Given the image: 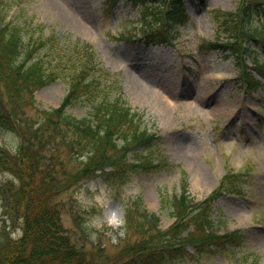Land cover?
I'll use <instances>...</instances> for the list:
<instances>
[{
	"label": "rangeland",
	"instance_id": "rangeland-1",
	"mask_svg": "<svg viewBox=\"0 0 264 264\" xmlns=\"http://www.w3.org/2000/svg\"><path fill=\"white\" fill-rule=\"evenodd\" d=\"M181 2L188 22L177 26L173 32L167 31L168 43L153 45L138 37V30H162L160 22L152 17L155 7H160L161 3H149L148 14H145L142 6L129 0H118L110 8L106 0H2L0 16L20 28L24 45L30 41L43 43L34 55L52 67L55 77V81L34 92L32 98H21L22 112L29 125L35 128L45 112L61 103L69 88L67 76L71 77L77 68L66 63L65 58L62 64H57L51 51L53 44H45V39L55 34L70 40L71 44L60 40L59 46L63 49L65 46L61 55L69 49L82 51L88 43L92 46L88 48L89 78L100 76L99 88H104L101 97L105 98L108 92L110 99L115 96L117 90L109 82L116 79L122 99L132 110L142 114L140 128L159 137L150 150L144 148L142 155L150 157L153 164L168 163L160 169L157 164L150 169L133 171L121 186L118 181L112 183L92 176L51 198L49 205L58 210L63 231L73 238L77 248V242L83 244L85 255L95 261L92 264H120L129 260L126 246L140 242L144 235L139 229L134 230L137 207L131 204L137 198L149 212L158 215V225L163 229L173 221L166 202L180 192L185 180L189 193L200 200L225 176L230 178L226 182L236 191L223 192L213 203L210 216L221 219L220 232L243 230L240 252L236 255L205 253L192 258L188 255L192 250L188 249L187 255L174 258L164 255L150 263L247 264L255 258L258 264H264V83L245 91L236 81L240 72L238 59H226L223 56L228 52L209 48L210 42L231 38L221 29L222 19L218 13H224L223 18L225 13L236 12L240 0ZM248 27L247 31L257 30L259 34L263 30L257 20ZM125 32L136 34V39L118 41ZM244 44H248L252 52L243 54L248 68L254 57L264 62L260 44L253 39L245 40ZM93 104L81 98L65 109L66 114L75 119L88 118ZM49 133L57 150L47 151L45 158L56 153L58 161L69 160L67 169L75 171L79 160H74V155L70 157L58 146L65 142L57 137L64 132L51 126ZM1 134L5 138L0 135V143L14 152V133L4 130ZM116 143L120 144L119 140ZM58 167L55 172L61 174ZM9 168L7 162L0 163V229L5 227L6 233L16 241L23 233V219L20 212L9 210L1 193L20 184L14 173L16 169ZM34 176L36 179L29 188L41 178L39 172ZM108 201L120 205L124 215L129 205L134 210L123 236L109 235L112 230L106 225L101 229L90 226L95 218H106ZM21 210L23 212V207ZM74 217H77L76 223ZM77 221L95 234L94 241L80 234L82 228ZM117 238L120 240L115 245ZM247 254L253 255L244 261L235 260Z\"/></svg>",
	"mask_w": 264,
	"mask_h": 264
},
{
	"label": "trees",
	"instance_id": "trees-1",
	"mask_svg": "<svg viewBox=\"0 0 264 264\" xmlns=\"http://www.w3.org/2000/svg\"><path fill=\"white\" fill-rule=\"evenodd\" d=\"M107 1L112 6L117 2V0ZM129 1L146 9L149 3L169 5L164 15V25L167 30H173L188 20L180 0ZM2 5L0 0V6ZM155 13L154 19L160 20L159 11L156 10ZM253 19L262 21L263 30L258 38L264 47V0H240L236 12L223 15L221 25L231 38L222 44L229 48L230 55L238 57L240 51L246 50L242 47L245 36L255 37L247 34L246 31L248 23ZM145 37L147 42L163 41L159 35L151 33H146ZM21 41V31L18 26L9 23L0 28V88L5 99L3 103L1 96L0 110L5 109V113L0 116V132L13 131L20 139L15 154L0 147V163L7 162L11 171L15 168L14 173L20 181V184L9 188L3 195L9 209L15 213L20 212L23 219V233L16 241L7 235L5 229L0 230V264H92L95 261L85 255L83 244L77 242L79 246L77 248L72 241L73 238L63 231L59 213L54 206L49 205V201L59 195L60 191L96 175L97 171L104 175V180L112 183L118 181V185L121 186L127 182L129 174L133 171L153 167L152 160L145 156L136 154L134 158L133 154V158L130 159L126 154L133 145L151 146L154 137L140 128L141 116L130 110L119 94L114 99H107V94L105 98L101 97L103 88H99L95 78H88V62H90L88 47H83L82 52L72 49L70 56L69 52L66 53L67 56H60L57 50L63 51L65 46L64 49L59 47L58 39L54 35H50L45 40V44H55L54 61L62 64L63 58L66 57V62L70 63L71 67H77L70 77L68 93L61 106L45 112L42 121L37 123L35 128L25 119L14 123L16 116L20 118L25 116L22 112L21 98L25 96L32 98L34 91L55 79L52 76V67L46 66L47 63L41 57L33 55L39 42L33 46L30 41L27 44L30 47L29 52L28 47L23 46ZM40 45L43 44L40 42ZM216 46L220 50L223 49L220 44ZM254 61L255 69L264 76V63L257 64V60ZM245 82L252 88L258 84V81L249 75H246ZM111 85L116 86L118 90L117 82L112 81ZM80 98L94 104L88 118L75 119L65 113V107ZM21 121L23 128L19 127ZM51 126L52 129L64 132L62 136H57L62 138L61 141H65L63 145L58 146L63 147L70 157L74 155V160H79L80 165L75 171L67 169L69 160L58 161L56 153H53L52 157L45 158L44 154L47 151L57 150V147H53L55 142L52 143L50 137ZM118 137L122 139L121 146L115 142ZM166 165L167 163L163 161L156 166L160 169ZM56 166H59L61 174L55 172ZM105 167L110 169L109 172H103ZM37 172L40 173L41 178L33 188H29L36 179L34 174ZM214 197L215 194L200 203H194L186 193V183L183 182L181 193L167 202L173 209L175 222L164 232L154 229L153 223L157 221L155 215L146 210L138 212L141 202L135 200L131 204L137 207L134 230L139 229L144 235L141 236L140 242L127 247L125 254L129 256V260L122 264H151L150 261L157 262L164 255L171 258L185 255L188 254L186 245L193 247L195 254L203 251H223L233 254L239 251L242 243L240 234L236 232L222 236L213 234L214 222L210 219L209 209ZM131 205L125 210L126 230L130 226L134 212ZM76 219L77 217H74L73 221ZM77 224L82 228L80 234L93 240V234L86 230L84 224L78 221ZM189 225L193 226L191 231H187ZM156 244L158 246H155ZM190 256L194 257V254ZM246 257L247 255H242L243 261ZM240 259L235 260L239 262ZM247 264H255V260L252 259Z\"/></svg>",
	"mask_w": 264,
	"mask_h": 264
},
{
	"label": "clouds",
	"instance_id": "clouds-1",
	"mask_svg": "<svg viewBox=\"0 0 264 264\" xmlns=\"http://www.w3.org/2000/svg\"><path fill=\"white\" fill-rule=\"evenodd\" d=\"M105 208L107 210L106 218H95L90 226L101 229L106 225L112 230L108 233L109 235L118 233L119 236H123L125 234L127 223L123 208L120 205H112L111 201L106 203ZM95 238V234H93L92 239L95 240Z\"/></svg>",
	"mask_w": 264,
	"mask_h": 264
}]
</instances>
